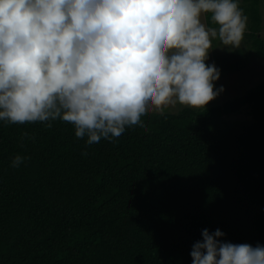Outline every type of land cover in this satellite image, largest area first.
I'll use <instances>...</instances> for the list:
<instances>
[{"label":"trees","instance_id":"trees-1","mask_svg":"<svg viewBox=\"0 0 264 264\" xmlns=\"http://www.w3.org/2000/svg\"><path fill=\"white\" fill-rule=\"evenodd\" d=\"M261 1L239 0V47L212 41L220 76L264 59ZM143 125L88 144L60 118L0 121V264H192L204 229L264 245V79Z\"/></svg>","mask_w":264,"mask_h":264},{"label":"clouds","instance_id":"clouds-1","mask_svg":"<svg viewBox=\"0 0 264 264\" xmlns=\"http://www.w3.org/2000/svg\"><path fill=\"white\" fill-rule=\"evenodd\" d=\"M247 19L239 0H0V121L60 118L91 144L178 103L204 108L224 91L212 41L239 47ZM224 235L202 230L192 264H264V245Z\"/></svg>","mask_w":264,"mask_h":264},{"label":"rangeland","instance_id":"rangeland-1","mask_svg":"<svg viewBox=\"0 0 264 264\" xmlns=\"http://www.w3.org/2000/svg\"><path fill=\"white\" fill-rule=\"evenodd\" d=\"M261 15L263 21L262 34L264 35V0L261 1ZM204 18L205 17L203 16L202 17L203 23H205ZM233 48H237V47L226 48V46L223 45L222 42L220 41L217 44V46L213 49H216V51L218 52H222L226 50H232ZM211 54H212V50L209 53V59L207 61H210ZM262 79H264V59H259L258 57H255L253 54H251L249 56L248 65L244 70H242V73L239 72L238 75H231L229 77L220 76V79L217 82H215V84L217 88L220 87L221 85L223 86L224 96L227 97L230 95L240 93L241 91L246 89L251 82L255 84L256 82L261 81ZM184 106L186 105H181L178 103L174 106H169L168 108H166V110L170 112H177V110L183 108Z\"/></svg>","mask_w":264,"mask_h":264}]
</instances>
